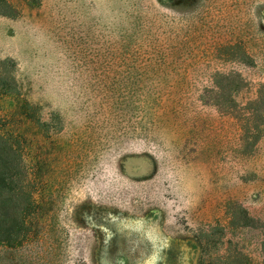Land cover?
I'll list each match as a JSON object with an SVG mask.
<instances>
[{
    "label": "rangeland",
    "instance_id": "obj_1",
    "mask_svg": "<svg viewBox=\"0 0 264 264\" xmlns=\"http://www.w3.org/2000/svg\"><path fill=\"white\" fill-rule=\"evenodd\" d=\"M6 1L0 131L35 207L0 264H264V137L213 105L224 78L258 98L264 0Z\"/></svg>",
    "mask_w": 264,
    "mask_h": 264
},
{
    "label": "trees",
    "instance_id": "obj_2",
    "mask_svg": "<svg viewBox=\"0 0 264 264\" xmlns=\"http://www.w3.org/2000/svg\"><path fill=\"white\" fill-rule=\"evenodd\" d=\"M14 9L6 0H0V15L14 16ZM216 81L217 89L213 105L232 113L240 121L243 131V142L247 151L252 150L264 137V84L261 85L258 98L246 106L237 102L242 90V81ZM18 95L17 82L12 74L0 71V98ZM8 133L0 131V243L18 245L28 236L27 218L34 213V193L28 191L26 168L23 155ZM234 217L232 224H243L250 227L248 214ZM248 222V223H247ZM231 224V223H230ZM207 256V255H206ZM201 264H249L248 256L235 248L233 253L216 259L204 258Z\"/></svg>",
    "mask_w": 264,
    "mask_h": 264
}]
</instances>
